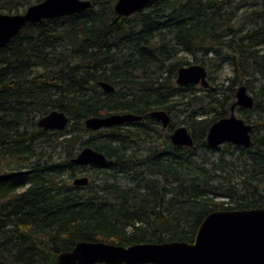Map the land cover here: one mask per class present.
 <instances>
[{"label": "trees", "instance_id": "16d2710c", "mask_svg": "<svg viewBox=\"0 0 264 264\" xmlns=\"http://www.w3.org/2000/svg\"><path fill=\"white\" fill-rule=\"evenodd\" d=\"M39 1L0 0V9ZM116 1L29 22L0 47V160L17 162L0 166V264H56L81 240L192 241L212 210L264 206V0L241 12L246 0H151L129 15L115 11ZM182 51L209 69L231 64L230 82L202 95L180 85L178 68L193 63ZM257 82L247 109L254 121L243 114L253 144L210 145L207 131L229 113L236 86ZM53 109L68 114L64 129L38 124ZM156 109L170 114L168 126L149 115ZM128 111L143 118L98 130L85 124ZM175 121L195 146L171 140ZM85 146L107 161H73ZM87 165L94 178L74 183Z\"/></svg>", "mask_w": 264, "mask_h": 264}, {"label": "water", "instance_id": "95a60500", "mask_svg": "<svg viewBox=\"0 0 264 264\" xmlns=\"http://www.w3.org/2000/svg\"><path fill=\"white\" fill-rule=\"evenodd\" d=\"M150 1L117 0L114 7L118 14L129 15ZM92 3V0H41L30 4L22 12L0 9V47L6 45L29 22L79 12ZM207 75L204 64L191 63L178 68L176 80L180 85L201 82L209 86ZM99 83L106 91L115 90L109 81L100 80ZM254 101L247 86L242 84L232 108L236 104L251 107ZM149 115L161 120L164 126L171 119L165 109L152 110ZM142 117V114L130 111L114 112L91 115L85 119V124L90 129L98 130ZM68 123V114L59 109H53L38 119V124L45 129H64ZM251 128V123L232 113L210 126L207 140L212 146L228 141L251 146ZM170 137L175 144L195 146L193 135L186 125L176 127ZM73 161L104 164L107 155L93 146H85L73 157ZM73 181L83 185L89 181V176L79 175ZM56 264H264V206L211 211L201 221L192 241L174 239L123 245L81 240L71 249L59 253Z\"/></svg>", "mask_w": 264, "mask_h": 264}, {"label": "rangeland", "instance_id": "374dc122", "mask_svg": "<svg viewBox=\"0 0 264 264\" xmlns=\"http://www.w3.org/2000/svg\"><path fill=\"white\" fill-rule=\"evenodd\" d=\"M244 3L245 4L240 9V12L241 11H245V9H252V7H256L255 5L262 6L261 0H246ZM26 8H27V6L25 8L20 9V11H18V12H22ZM5 12H8V11L5 10ZM12 12H16V11H12ZM254 24H255V22L249 23V26H252L253 27V26H256L257 25V24L256 25H254ZM249 26H247V27H249ZM240 27L241 26H236V28H240ZM242 33H244V32H242ZM180 55H184L188 60L192 61L193 63L195 61L194 60V57L190 53H187L185 51H182L180 53ZM213 56H214L213 53H209V55L207 57H213ZM208 70H209L210 73L213 74V76H216L217 77V81H215V82L212 81L209 78L210 82L213 85H215V83L217 85L218 84L220 85L221 83H224V85H227L228 82H230V81H228V77L231 76V75H233L232 65L229 64V63L228 64H225L222 68H219L218 70H216L215 68H213V69H209L208 68ZM259 83L260 82H257L254 86H251V88H250V86H248L249 87L248 90L250 91V93L252 95H255V92L252 90V88H254V90H258L259 89ZM194 90H196L197 91V94H199V95L205 94L207 92V90L204 89V87L201 84H197L194 87ZM128 91L129 90H127L126 88L121 90V92H124V93H126ZM235 99H236V96H234V98H233L232 101H234ZM200 105H202L201 102H199V103L196 104V106H200ZM237 113L240 114V115H242L243 113H245V114L251 116L250 119L253 120V121H254L255 116H256V114L254 112H251L249 110H244V109L238 111ZM200 114H203V113H200ZM201 116H204V115H201ZM183 118H184V111H182L181 113L179 112V115H177V117H175V120L180 121V119H183ZM177 121H175L176 122V127L178 125V122ZM253 121H251V122L253 123ZM92 135H93L92 133H88V134L85 135V137H83V139H87V138H89V136H92ZM16 164H17V162L15 160H12V159H3V160H0V166L2 168H7V167H10V166L13 167ZM83 174L84 175H88L91 179H93L94 178V175H96V167L95 166H89V165H87V167H85V168L82 169L81 175H83Z\"/></svg>", "mask_w": 264, "mask_h": 264}, {"label": "flooded vegetation", "instance_id": "af4514ba", "mask_svg": "<svg viewBox=\"0 0 264 264\" xmlns=\"http://www.w3.org/2000/svg\"><path fill=\"white\" fill-rule=\"evenodd\" d=\"M202 64V63H201ZM207 71H208V75H207V78H208V80H209V78H210V72H209V70H208V68H207ZM177 79V78H176ZM209 82H210V80H209ZM194 85L193 87H195L197 84H201L203 87H204V89H206L207 90V92L206 93H209V92H211L213 89H215L216 87H215V85H213L211 82H210V85L209 86H205V85H203L201 82H195V83H189V84H186V85ZM186 85H183V86H186ZM242 84H240V85H238L237 86V88H236V92H235V96H236V99L231 103V105H230V111H229V113L227 114V115H225V116H230L232 113H235L237 116H239V117H242V118H244V113L242 114V115H240V114H238L237 112L238 111H240V110H242V109H244V110H247V109H249V108H252L253 106H251V107H248V106H245V105H241V104H236L235 105V107L234 108H232V106H233V104L235 103V101L237 100V91H238V88L241 86ZM249 91V90H248ZM250 92V91H249ZM254 105V104H253ZM150 112V111H149ZM148 112V113H149ZM151 116V115H150ZM225 116H223V117H225ZM143 118V117H142ZM156 118V117H155ZM222 118V117H221ZM158 119V118H157ZM220 119V118H219ZM245 120H246V122H249V123H251L252 124V128H251V137H252V132H253V129H254V124L251 122V121H249L248 119H246V118H244ZM139 120H141V119H139ZM218 120V119H217ZM161 121V120H160ZM215 122V121H214ZM213 122V123H214ZM212 123V124H213ZM211 124V125H212ZM162 125H163V123H162ZM164 126V125H163ZM168 126V125H167ZM166 127V126H165ZM178 127V126H177ZM176 128V127H175ZM174 128V129H175ZM173 129V130H174ZM172 130V131H173ZM209 130V129H208ZM171 131V132H172ZM171 132H170V134H171ZM207 133H208V131H207ZM206 137H207V134H206ZM171 138V137H170ZM228 142H230V141H228ZM224 143H226V142H224ZM223 143V144H224ZM233 143V142H232ZM235 144V143H234ZM252 144H253V137H252ZM240 145V144H239ZM244 146V145H243ZM247 147H249V146H247ZM254 207H257V206H254ZM249 208H252V207H249ZM234 209H244V208H234ZM215 210H220V209H215ZM212 211H214V210H212ZM211 212V211H210Z\"/></svg>", "mask_w": 264, "mask_h": 264}]
</instances>
